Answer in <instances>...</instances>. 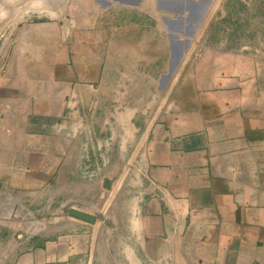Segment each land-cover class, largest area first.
Here are the masks:
<instances>
[{"label": "crops", "instance_id": "0c3cea01", "mask_svg": "<svg viewBox=\"0 0 264 264\" xmlns=\"http://www.w3.org/2000/svg\"><path fill=\"white\" fill-rule=\"evenodd\" d=\"M172 1L183 2L0 0V132L48 133L39 147L49 154L38 162L48 165L54 203L42 234L8 221L0 199V264H264V77L240 56L220 66L209 44L185 52L203 48L211 59L185 58L182 21L167 17ZM121 103L124 121L104 124ZM72 132L80 133L73 143L63 135ZM104 132H122V140L114 134L105 143ZM104 144L110 167L95 154L93 186L87 149ZM25 146L0 139V149ZM119 148L135 157L122 180L134 204L118 205L112 231L90 247L93 224L65 207L89 212L82 197L119 182ZM16 152H0V165L24 164Z\"/></svg>", "mask_w": 264, "mask_h": 264}, {"label": "rangeland", "instance_id": "374dc122", "mask_svg": "<svg viewBox=\"0 0 264 264\" xmlns=\"http://www.w3.org/2000/svg\"><path fill=\"white\" fill-rule=\"evenodd\" d=\"M181 4H172L170 2L169 7H174L173 12H167L168 18L173 16H177L182 21V26L180 27L181 35L179 38L181 39V43L184 46L185 58L188 57L190 51H187V48L191 47L193 44H205L212 45L215 48V59L216 61H222L220 66L224 65V61L227 62V57L231 55V58L240 56L241 59H247L252 64L253 74L263 76L264 77V0H182ZM163 0H157V6L160 8H164V4L162 6ZM176 7V9H175ZM164 10V9H163ZM166 11V10H164ZM163 11V12H164ZM164 26H166L167 32L170 34L174 32L173 29H170L171 26L168 22L161 20ZM177 32V31H176ZM175 39V36H167V42L169 43ZM199 48H197L198 50ZM200 48L198 51H194L191 53V58L197 59H211L213 52H206ZM229 60V59H228ZM228 65V64H227ZM2 69H0V74ZM264 86V84H263ZM88 111L89 113L87 117V122H95L93 110H95L98 101L92 100L89 102ZM80 105V102H78ZM124 105V104H123ZM122 103L120 104V110L118 109V105H116L114 111L110 110V114L105 116L103 119L104 124H111L113 122H122L124 118H120L118 120V111H122ZM92 111V112H91ZM116 112L113 116L112 113ZM91 113V115H90ZM1 118V117H0ZM22 119L24 117H21ZM30 127V126H28ZM88 140H94L97 133L88 132ZM116 135L119 141L122 140L123 133H112V132H104L98 133V136H102L100 140L105 141H113L112 136ZM47 135L46 132H32V131H24L13 132V131H1L0 139H5L7 143H19L24 142L26 145L24 148H12L7 147L0 149L2 156L13 155V152L17 150L16 153L18 155H22L25 160L24 164L16 165V164H3L0 165V169L2 170V175L0 179V191L1 200H6L9 208L6 206V215L7 220L12 221L13 218L17 217V219L22 222V228L27 232H39L46 233L47 228L42 227L41 225L44 218H47L50 215V210L52 209L53 198L48 196L47 194V180L46 173L48 165L46 163L38 162V159L42 157H47L49 154V148L39 147V140L46 141L47 143ZM67 138L71 137L72 143L79 138V132L72 133H63ZM92 136V137H91ZM70 142V141H69ZM90 145V144H89ZM107 145L100 146L96 149H87L88 154H91L88 162V170L87 173L83 171V163L81 167L77 163L74 165V168L79 172V168L81 169V175L86 173L89 180L91 179L92 185L94 186V177H95V154L97 153L100 158V161L104 162V170L109 169V165L106 161L110 160L112 157L111 148L105 147ZM109 146V145H108ZM73 150L72 148H67V153ZM77 153L80 154V149H74ZM120 154L118 155V159L120 160V175L119 182L117 180L113 181H105L104 195H87L82 197L84 202H82L83 206L86 204V208L90 213L101 212L108 219L111 220L114 209H116L119 205V208L133 206L134 204V195H128L127 193L123 194V190L126 188H122L123 185V175L127 173L130 168V165L135 161V157L133 155L128 154V150L126 148L118 149ZM85 149H81L82 154H84ZM91 158V159H90ZM27 161V162H26ZM90 162L92 164H90ZM13 168H22L21 174L19 172H12V180H8L9 171ZM75 171V170H74ZM76 173V172H75ZM107 174V173H106ZM45 178V180H44ZM12 181V183H11ZM43 183V184H41ZM119 183L120 187V195H112L111 191L113 188L117 189V185ZM16 184V186H14ZM18 185V186H17ZM122 188V189H121ZM94 191V190H93ZM110 192V193H109ZM17 197H16V195ZM17 199L18 202H14ZM15 204L17 210L15 211ZM12 205V207H11ZM5 212V211H2ZM1 212V213H2ZM128 212L125 214V219L128 217ZM113 215L116 218H119V213L116 211ZM124 219V218H120ZM112 221V220H111ZM113 226L104 223L101 220H96L93 223V234L91 239L90 247H96V244L101 239L102 233H106V231H112ZM122 232L116 233L117 235H123ZM115 234V233H114Z\"/></svg>", "mask_w": 264, "mask_h": 264}, {"label": "water", "instance_id": "95a60500", "mask_svg": "<svg viewBox=\"0 0 264 264\" xmlns=\"http://www.w3.org/2000/svg\"><path fill=\"white\" fill-rule=\"evenodd\" d=\"M65 210L69 216H72L73 218L85 221L90 224L95 223V221L98 219L108 225H111V222L109 221V219L101 212L89 213V212L81 211L79 209H75L70 206H66Z\"/></svg>", "mask_w": 264, "mask_h": 264}]
</instances>
